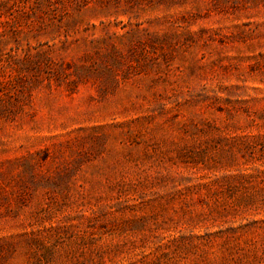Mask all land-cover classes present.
Returning a JSON list of instances; mask_svg holds the SVG:
<instances>
[{
    "label": "rangeland",
    "instance_id": "rangeland-1",
    "mask_svg": "<svg viewBox=\"0 0 264 264\" xmlns=\"http://www.w3.org/2000/svg\"><path fill=\"white\" fill-rule=\"evenodd\" d=\"M0 264H264V0H0Z\"/></svg>",
    "mask_w": 264,
    "mask_h": 264
}]
</instances>
